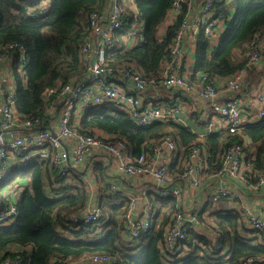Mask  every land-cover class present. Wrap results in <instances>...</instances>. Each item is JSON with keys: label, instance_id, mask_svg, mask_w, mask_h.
<instances>
[{"label": "built area", "instance_id": "2783aa9c", "mask_svg": "<svg viewBox=\"0 0 264 264\" xmlns=\"http://www.w3.org/2000/svg\"><path fill=\"white\" fill-rule=\"evenodd\" d=\"M215 1L174 0L159 27L160 41L187 2L188 11L173 31L168 57L161 64L160 74L150 80L144 78L135 63H118L110 59L111 51L121 49L123 42L130 43L129 39L144 29L137 0H110L106 10L90 13L87 16L89 32L80 46L84 74L46 88L42 95L46 110L41 116L29 118L17 110L15 81L7 71L12 69L13 59L9 56L1 58L0 225L14 224L19 215L17 200L25 189L22 178L7 182V176L13 169L26 166L35 159L48 163L46 188L50 199L60 196L53 189L61 187L63 182L86 185L90 191L87 203L69 218L84 229H94L104 223L106 200L116 204L123 202L125 211L120 216L119 226L122 237L131 246L139 245L151 229L158 213L154 196L180 201L186 183L193 187L200 185L212 157L204 144L211 133H196V140L186 148V155L180 154L178 143L169 135L134 154L115 136L100 130H78L81 117L88 109L111 106L142 127L158 122L180 123L190 108L211 130L233 136L242 135L246 125L262 124L264 76L251 84L250 74L264 66V36L258 34L235 50V57L246 55L249 61L246 67L230 77L193 70L200 32L207 37L209 45L216 48L225 30V20L216 16ZM30 13L33 14V10ZM129 24L131 28H125ZM9 47L20 50L18 69L22 71L28 61L24 47L19 44ZM54 96H57L56 100H53ZM244 150V145L238 142L224 148L221 167L214 174L218 185L212 194L213 201L239 197L238 192L226 184V179L243 178ZM175 168H181L177 175L172 170ZM92 183L106 194L101 200L91 194ZM257 184L264 186V169L257 175ZM242 208L249 229L264 232V213L245 204ZM200 214L201 208L195 206L191 210L181 207L172 213L160 242L167 259L175 260L177 255L183 257L188 253L183 250V243L194 224L200 222ZM209 236L214 248L223 247L225 231L221 225L214 224ZM12 249L29 250L16 246ZM114 261L109 255L96 254L63 264H114ZM4 264L22 263L16 258L6 259ZM242 264H264V257L248 258Z\"/></svg>", "mask_w": 264, "mask_h": 264}, {"label": "trees", "instance_id": "16d2710c", "mask_svg": "<svg viewBox=\"0 0 264 264\" xmlns=\"http://www.w3.org/2000/svg\"><path fill=\"white\" fill-rule=\"evenodd\" d=\"M137 2L144 29L129 39L131 46L129 42H123L121 49L111 51L110 59L118 63H135L144 78L150 80L161 72L173 31L186 16L188 2L183 4L181 13L167 28L161 41L158 39L159 27L174 0ZM109 4L110 0H0V60L3 56L13 59L11 75L15 80L17 110L22 115L29 118L43 115L46 110L42 96L44 90L84 74L80 46L89 32L87 16L106 10ZM214 9L216 16L225 20V30L216 48L211 47L207 37L200 32L193 70L226 78L246 67L249 61L246 55L235 58V50L251 42L258 34L264 36V0H216ZM125 28H131V24ZM12 44L24 47L28 61L22 71L18 69L20 50L10 48ZM56 99L54 96L53 100ZM77 129L84 132L100 130L115 136L124 141L134 154L168 135L186 148L197 137L189 128L176 123L137 126L126 114L111 106L86 110ZM242 134L256 147L255 166L263 167L264 121L260 126L246 125ZM233 142L244 145L241 134L216 133L206 137L204 144L212 155L207 176L220 169L221 154ZM244 149L248 151L245 145ZM16 178H22L25 189L17 200L19 215L14 224L0 225V264H4L6 259L16 258L22 264H63L96 254L113 257L114 264H242L248 258L264 257V232L249 229L246 230L248 236L225 233L223 247L226 248L227 241V252L223 247L214 248L207 237L190 233L183 243V250H189L188 253L169 260L160 242L172 213L180 210L176 199L153 197L159 208L151 229L139 245L131 246L122 237L119 226L120 216L125 211L123 202L116 204L106 200L104 223L94 229H84L69 218L79 212L89 199L90 191L85 184L71 185L62 181L61 187L53 189L60 196L50 199L46 188L48 163L38 159L13 169L6 181ZM238 219L239 214L232 212L220 217L217 223L225 231L236 227ZM250 235L255 236L251 238ZM14 246L29 250L14 251Z\"/></svg>", "mask_w": 264, "mask_h": 264}, {"label": "crops", "instance_id": "0c3cea01", "mask_svg": "<svg viewBox=\"0 0 264 264\" xmlns=\"http://www.w3.org/2000/svg\"><path fill=\"white\" fill-rule=\"evenodd\" d=\"M234 56L236 55L234 54ZM12 69L7 70L10 76L12 74ZM263 76H264V66L259 67V69H254V71H252V73L250 74L251 84L255 83L258 80L260 81ZM170 123H176L183 127L189 128L191 132L195 134L201 133L203 131L198 130L194 132L189 126L186 125V123H195L199 129L201 127L207 126L204 122H201V120L198 118V115L194 113L193 110L190 108L187 110L186 115L182 117V121L180 122L182 124L178 122H170ZM212 134L213 133H211L210 135ZM241 136L243 137L244 145H246V147L248 148V151L245 152V157H244L243 170H242L243 178L240 179V178L228 177V179H226V184H228V186L234 188L238 192L239 194L238 198L233 200H223L221 202L213 201L212 194L218 184L214 174L207 176L208 168L204 172L203 178L201 179V183L198 187H193L188 183L185 184L184 187L185 194L183 195L180 201H177L178 205L180 206V208L182 207L183 209L186 210H191L194 206L201 208L200 222L198 224H194V229L191 233L194 232L197 234H201L202 236H205L208 239H210L211 237L209 235L212 232V227L214 226V224L219 222V218L225 217L226 215H229L232 212H237L239 214L238 224L234 228L230 227L227 230H225V233L231 232L232 235L239 234L242 236H248L249 234H247L246 230H249V226L246 218L243 215L242 206L244 204L248 206H252L256 211L264 213V186H259L257 184V175L261 170L264 169V166L263 167L255 166L254 161L256 159V155H255L256 147L251 145V140L249 138L244 137L243 134ZM154 143L155 141L149 144H154ZM179 145L180 144H178V146ZM179 149H181L180 154L186 155L185 154L186 147L183 146L181 147L180 145ZM175 170H178L180 172L181 168L174 169V171ZM175 172L176 173L174 174L177 175L178 174L177 171ZM149 185L150 183H147V186ZM91 188H92L91 194L93 195L94 198L101 200L103 195H106L103 194L102 188L100 186H97L95 183H92ZM155 204L157 208H159L158 203L155 202ZM250 236L251 238H253L255 235H250ZM225 247L226 248L223 247L224 252H227L228 251L227 249L229 248L227 241L225 243Z\"/></svg>", "mask_w": 264, "mask_h": 264}, {"label": "rangeland", "instance_id": "374dc122", "mask_svg": "<svg viewBox=\"0 0 264 264\" xmlns=\"http://www.w3.org/2000/svg\"><path fill=\"white\" fill-rule=\"evenodd\" d=\"M12 76V75H11ZM13 77V76H12ZM15 81V80H14ZM187 126H189L194 132L195 131H198V130H202L203 132L201 133H213V134H216L218 133L217 131H213L211 130L208 126H205V127H201L200 129L197 127V125L195 123H186ZM200 127V126H199ZM246 146V145H245ZM245 152V150H244ZM190 237V236H189Z\"/></svg>", "mask_w": 264, "mask_h": 264}]
</instances>
